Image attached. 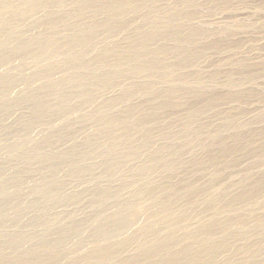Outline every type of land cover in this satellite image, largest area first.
I'll return each instance as SVG.
<instances>
[{
  "label": "bare ground",
  "instance_id": "1",
  "mask_svg": "<svg viewBox=\"0 0 264 264\" xmlns=\"http://www.w3.org/2000/svg\"><path fill=\"white\" fill-rule=\"evenodd\" d=\"M159 1L0 0V121L3 116L6 117L12 110L22 107L25 103H28L29 108L31 107L30 110L33 113L31 115L35 118V121H27V124L21 123L25 131L23 138H20L23 135L13 138L15 136L10 133V137H13L12 142L8 145L2 144L3 139H0V153L5 154L9 161L17 163L9 170H6L4 163H0V256H3L4 248H6L14 254L17 260V262H10L0 257V264H61L64 257L68 255L66 251L60 252L61 254L54 251L58 246H61L62 242L69 239V236L66 235L67 230L61 229V236L52 243L47 241L48 233L36 240L25 231L29 227L42 226L46 231H49V225L56 220L47 216L46 213L39 214L38 212L42 209L53 208L61 198L66 201L75 200L72 197L64 198L62 195L64 184L60 181V177L65 170L64 163L71 166V173H74V177L77 179H80L84 172H93L99 169L102 175L110 180L114 168L121 167L124 160L136 155L139 157L143 153L142 150L151 148L149 144L150 128H147L149 126L147 123L156 119L159 111L178 107V97L183 99L194 97L198 101L200 96L203 97L202 91L205 90H207L205 95L210 94L209 98L219 99V95L212 92L213 87L205 88L201 84L189 89L186 88L188 81L186 78L175 80L173 78L176 67L189 66L193 62V58L200 56L201 52L193 53L191 50L195 40L198 37H208L210 33L209 29L202 27H190L186 32H183V28L171 26L172 20L176 16L175 13L192 19L196 13L195 10H182L173 15L171 14L173 12L167 13L166 30H157L153 27L149 30H139V42L138 40L135 42L138 44L133 43L125 50L126 52L115 56L113 64H111V34L116 33L122 27L121 19L126 15L138 13L147 5L154 9ZM169 1L175 2L176 0ZM74 3L76 4L74 9H64ZM54 7L59 9L55 10ZM152 9L149 11L156 12ZM42 12L46 16L44 19L31 20ZM85 15L89 18H84ZM25 20L30 22L25 25ZM167 36L174 37L179 45L171 49L176 61L169 67L166 66L165 61L169 50L151 51L149 52L151 55L146 52L148 46L157 38ZM210 47L216 46L212 44ZM185 55L190 57L187 58ZM160 70H164V74H160L159 79H156ZM240 70L245 71L247 68ZM58 73L63 74V77L59 75L60 77L58 76L57 79ZM124 76L136 77V79L141 76L144 82L142 84L131 83L120 98L113 101L108 100L102 104V108L108 110V113L97 109L95 114L90 116L89 120L94 125L92 128L94 132L92 135L90 133L93 137L85 138L84 144L87 149L84 152H79L71 147L68 148V151L55 152L54 147H57L58 140L54 142L53 138L60 139L61 136L54 133V130L49 133L48 129L50 131L55 127V124L61 126L62 123L69 120L70 115L76 114L78 108H81V104L92 103L96 91L111 87V83H119ZM216 76L217 74L212 77V80ZM230 76L231 74L228 75L229 78ZM228 77L227 83L230 84L231 81ZM38 81H43L42 89H38ZM36 82L37 90H35L36 87L34 88ZM156 83L165 85L166 88L157 89ZM232 84L237 83L232 81ZM135 94L141 95L145 99L146 104L140 109L130 104V100ZM236 97L240 96L237 94ZM120 100L121 102L126 101L127 107L118 111L116 108L120 107L117 106H123ZM197 101L191 106L192 110L189 112L188 121L182 125L184 136L191 135L194 133L193 129L199 128V126L191 127L193 126L191 125L192 120L196 119V115H191L192 112L194 110L197 113L201 112L195 109ZM112 106L117 112L113 110L111 113ZM50 118L52 119L50 120ZM69 124H67V130L71 128ZM43 128L47 129V133L43 131ZM56 129L58 128L55 127ZM12 131L14 132L13 129ZM58 131L56 130V132ZM206 138L209 143H211L210 141L214 142L219 149V155L211 158L210 163H217L220 156L232 153V149L225 145L224 140L217 133H210ZM81 142L83 141L81 140ZM81 142L80 144H82ZM136 142L139 144L137 148L134 147ZM73 144L71 145L74 147ZM118 145L125 147L122 153H117V149L120 148H117ZM150 152L152 153V151ZM162 153L174 159L177 155L176 152H171L169 149H162ZM152 154L155 155L147 157L145 155L146 163L140 167V174L147 176L163 165L172 170V165L165 164L164 158H160L158 153ZM95 158H98V162L87 164V161ZM21 163L28 165L20 167ZM255 191H264V180L258 181ZM251 193L249 190L236 197L233 202L247 201L251 198ZM93 194L97 204L102 205L110 197L107 190H96ZM157 194L158 192L149 194V198L156 200ZM80 197L79 194L76 200ZM30 211L35 212L36 217L28 226L20 220L24 213ZM155 214L152 217L154 220L161 219L158 215L160 213ZM135 220L139 222L136 217L124 218L118 212L104 227L99 213L96 212L89 221V227L91 225V229L95 232V238L99 236L97 241H104L109 237L108 232H111V222L113 226L115 225V231L119 232ZM246 221V217L232 221L233 225L238 227L235 236L241 241H245L242 237L246 236L247 238V235L252 232V230L243 227ZM258 221L262 223L263 219ZM6 225H11L8 234L4 229ZM172 226L168 224L165 230L170 231ZM152 228L153 225H148L145 230L139 232L137 236L141 237L134 243L141 244L148 240L157 245L151 249H144L129 259H121L116 264H155V260L161 257H164L161 264H222L225 262L223 257L225 260L229 257L227 263H230L231 257L227 253L231 247L226 242V231L222 233L226 229L224 227L223 229L216 228L214 223L193 229L179 227L161 240L156 239L157 229L153 230ZM149 231L152 232L149 233ZM262 237L264 238V234ZM127 240L122 242L121 248H126ZM27 243H34L38 248H41L43 255L35 256L33 253L30 256V252L35 251V248L25 249ZM111 247L114 246L108 245L103 249L96 248L97 250L90 251L85 257H77L76 262L112 264L117 248ZM258 253L254 249L245 250V247L242 246L236 248L235 253H231V256L236 259L238 255H243L244 260L238 264H264V258Z\"/></svg>",
  "mask_w": 264,
  "mask_h": 264
},
{
  "label": "rangeland",
  "instance_id": "2",
  "mask_svg": "<svg viewBox=\"0 0 264 264\" xmlns=\"http://www.w3.org/2000/svg\"><path fill=\"white\" fill-rule=\"evenodd\" d=\"M75 5L74 3L64 9H74ZM53 9L58 10L59 8L54 7ZM149 9L152 8L147 5L138 13L126 15L121 19L122 27L116 33L111 34V64L115 56L123 54L139 39L140 33L138 32L149 30L152 27L157 30H166L167 13L173 12L171 13L173 15L182 10H195L196 13L192 19L175 13L176 16L171 26L183 28V32L190 27H202L209 29L210 33L208 37H198L195 40L191 50L193 53L201 52L200 56L193 58L189 66L176 67L173 78L174 80L186 78L188 80L186 88L189 89L201 84L205 88L213 87L212 92L218 94L219 99L209 98L210 94L205 95L207 92L205 90L202 91L203 97L200 96L198 101L194 97L185 99L178 97V107L159 111L158 117L147 123L149 125L147 128H150L151 148L142 150L143 153L139 157L136 155L124 160L121 167L114 168L110 180L103 176L99 169L93 171L94 173L84 172L80 179H77L74 173H71V166L64 163L65 170L63 169L64 172L60 177V181L64 184L62 195L64 198L72 197L75 200L66 201L61 198L53 208L42 209L38 212L39 214L46 213L47 216L56 220L49 225V231H46L44 226L29 227L25 231L36 240L48 233L47 241L52 243L61 236V229L67 230L66 235L70 240L65 241L66 243L62 242L61 246L54 249L56 253L65 251L68 253L61 264H87L76 262V258L85 257L90 251H95L96 248L103 249L108 245L114 246L111 248H117L116 257L112 259V264H116L121 259H129L138 255L142 250L151 249L157 245L148 240L141 244L134 243L141 237L137 236L138 233L145 230L148 225H153V230L157 229L156 239L161 240L179 227L193 229L214 223L216 228H226L222 233L226 231V242L231 247L227 253L231 257L230 263H227L229 257L227 260L223 257L225 262L222 264L242 263L243 255H238L236 259L231 256L236 248L242 246L245 250L258 251V254L264 258V238L262 237L264 234V191H255L258 181L264 180V0H176L175 2L160 0L152 9L156 12L152 13ZM44 16L42 12L31 20L44 19ZM84 18L88 19L89 16L85 15ZM25 21V25L30 22ZM138 42L135 44L137 45ZM154 42L148 46L147 54L151 55L149 52L160 49L169 50L165 61L166 66H172L176 58L171 49L179 46L174 37H160ZM212 44L216 47L211 48ZM185 57L190 56L185 55ZM241 68H247V70L241 71ZM60 73L56 75L57 79L60 76L63 77ZM160 74L163 75L164 70L159 71L156 79H159ZM215 74L217 76L212 80ZM227 77L231 81L230 84L227 83ZM232 81L237 84H232ZM40 82L38 81L39 86L36 82L34 88L38 86V89H42L44 83ZM136 82L142 84L144 81L141 76L139 79L124 76L119 83H111V87L96 91L93 102L81 104L76 114L69 116L68 122L65 121L61 126L52 123L58 128L56 129L59 130L58 132L55 127L49 131L47 126L49 133L54 130V133L61 136L60 139L53 138L54 142L58 140L54 151L64 152L72 147L79 152H84L87 149L84 144L85 138L93 137L91 135L94 132L92 129L94 125L89 120L90 116H93L97 109L108 113V110L102 108V104L108 100L113 101L120 98L131 83ZM156 84L157 89L166 88L165 85ZM237 94L239 98L236 97ZM195 101H197L195 109L201 112L197 113L195 110L192 112L191 115H196V119L192 120L191 125L193 126L191 127L199 126V128L193 129L194 133L191 135L184 136L182 125L188 121L191 106L195 104ZM121 103L123 106H117L120 108L116 110L120 111L119 109L127 107L126 101ZM27 104L22 105L23 108L21 106L15 108L9 115L1 118L0 139H3L2 144H10L13 136H15L13 138H19L23 135L20 137L23 138L25 131L21 123L27 124L35 121L31 115L33 114L31 107L29 108ZM130 104L140 109L145 106L146 102L143 96L135 94ZM113 110L115 108L112 106L111 113ZM116 110L114 112H117ZM66 123L71 125L69 130H67ZM46 128H43V131L47 133ZM10 133L13 136L10 137ZM210 133H217L224 140L225 145L232 149L229 155L220 156L217 163H210L211 158L219 155V149L215 143L207 141L206 137ZM138 142L134 144L135 148L138 147ZM117 148H119L117 153H122L125 149L123 145H118ZM162 149L176 152L175 159L165 156ZM150 151L164 158L165 164L172 165V170L162 164L161 168H157L147 176L140 174V167L146 163L145 155L146 157L155 155ZM95 161L98 162V158L87 161V164ZM0 163H4L6 170L12 168L14 164L17 165L9 161L3 153H0ZM27 165V163H21L20 167ZM96 190L109 192L110 197L105 204H97L93 194ZM249 190L252 192L249 200L233 202L236 197ZM155 192H158V197L152 200L149 194H155ZM79 194L81 197L76 200ZM96 212L99 213L104 227L118 212L124 218L136 217L139 222L135 220L119 232L115 231V225L113 226L111 222L109 237L104 241H97L99 236L95 238V232L91 229V225L89 227V221ZM155 213H160L158 215L161 219L154 220L152 217L156 215ZM35 217V212H26L20 221L30 226ZM242 217H246L248 221L243 227L252 230L247 238L242 237L245 241L237 239L235 234L238 227L232 223ZM261 219H263L262 223L258 221ZM168 224L173 225L170 231L165 230ZM9 227L11 225H6L4 228L7 234L10 231ZM126 239H128L126 241L128 245L126 248H121L122 242ZM27 248H35V251L30 252V256L33 253L35 256L43 255V250L34 243H27L25 249ZM4 251L3 256H0L3 260L17 262L12 252L10 253L6 248ZM163 259L164 257L158 258L154 263L161 264Z\"/></svg>",
  "mask_w": 264,
  "mask_h": 264
}]
</instances>
